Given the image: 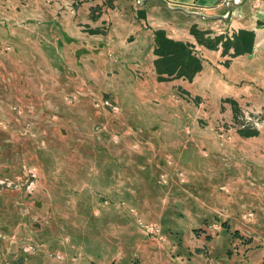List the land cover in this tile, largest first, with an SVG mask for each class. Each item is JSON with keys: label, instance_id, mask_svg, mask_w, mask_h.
<instances>
[{"label": "rangeland", "instance_id": "obj_1", "mask_svg": "<svg viewBox=\"0 0 264 264\" xmlns=\"http://www.w3.org/2000/svg\"><path fill=\"white\" fill-rule=\"evenodd\" d=\"M100 1L0 0V264H264L263 0L190 40Z\"/></svg>", "mask_w": 264, "mask_h": 264}, {"label": "crops", "instance_id": "obj_2", "mask_svg": "<svg viewBox=\"0 0 264 264\" xmlns=\"http://www.w3.org/2000/svg\"><path fill=\"white\" fill-rule=\"evenodd\" d=\"M91 1V0H90ZM121 3V5L136 3L135 0H114ZM226 0H144L140 7L144 8L145 21L153 28L165 29L168 35L172 38L181 40H190L189 28L191 24L198 23L199 20L206 22H218L222 18L217 19H203L197 15L187 13L186 11H200L207 15H224L226 14L228 7L225 3ZM100 0H92V4H97ZM247 0L242 1L239 5H233L229 3L231 8L229 19L232 17V12L236 7H242ZM90 3V4H91ZM87 4V6H90ZM87 10V14H88ZM252 20L257 19L264 20V1L262 2L259 9H256L250 15ZM112 17H116L117 21L122 24L126 23L127 19L124 18L123 11H112ZM227 18V19H228ZM226 20V19H224ZM88 22L97 24V21H91L89 18ZM60 25V23H58ZM131 26L132 21L127 23ZM255 25V24H254ZM257 30V29H256ZM256 40L253 45V49L256 50L257 46L260 47L264 44V30L258 29L256 31ZM263 43V44H262ZM251 53L250 55H253Z\"/></svg>", "mask_w": 264, "mask_h": 264}, {"label": "trees", "instance_id": "obj_3", "mask_svg": "<svg viewBox=\"0 0 264 264\" xmlns=\"http://www.w3.org/2000/svg\"><path fill=\"white\" fill-rule=\"evenodd\" d=\"M155 41L153 66L159 75L191 79L201 70V60L192 53L188 42L169 38L161 30L155 32ZM251 48L252 42L246 45L237 44L233 56L250 52Z\"/></svg>", "mask_w": 264, "mask_h": 264}, {"label": "water", "instance_id": "obj_4", "mask_svg": "<svg viewBox=\"0 0 264 264\" xmlns=\"http://www.w3.org/2000/svg\"><path fill=\"white\" fill-rule=\"evenodd\" d=\"M135 1L137 4H142L144 0H135ZM242 1H244V0H226L225 3L227 4L228 10H227L226 14L221 15V16H219V15H207V14H204L200 11H194V10L186 11V12L197 15L203 19H217V18L227 19L230 15V12H231V8L228 4L232 3L233 5H239Z\"/></svg>", "mask_w": 264, "mask_h": 264}, {"label": "bare ground", "instance_id": "obj_5", "mask_svg": "<svg viewBox=\"0 0 264 264\" xmlns=\"http://www.w3.org/2000/svg\"><path fill=\"white\" fill-rule=\"evenodd\" d=\"M262 30V29H261ZM264 30V29H263ZM255 34V33H254ZM255 36V35H254ZM263 44V43H262ZM257 48H258V46H257Z\"/></svg>", "mask_w": 264, "mask_h": 264}]
</instances>
